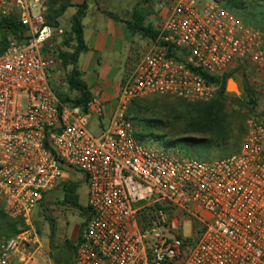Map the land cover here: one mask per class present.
Wrapping results in <instances>:
<instances>
[{"label":"built area","instance_id":"obj_1","mask_svg":"<svg viewBox=\"0 0 264 264\" xmlns=\"http://www.w3.org/2000/svg\"><path fill=\"white\" fill-rule=\"evenodd\" d=\"M159 3L164 22L107 115L101 96L58 94L66 32L45 0H0V202L29 225L1 242L0 264L41 247L31 217L70 170L89 208L71 264H264V116L232 154L205 160L139 141L127 115L148 93L212 100L221 81L208 77L264 68V34L216 0Z\"/></svg>","mask_w":264,"mask_h":264},{"label":"rangeland","instance_id":"obj_2","mask_svg":"<svg viewBox=\"0 0 264 264\" xmlns=\"http://www.w3.org/2000/svg\"><path fill=\"white\" fill-rule=\"evenodd\" d=\"M223 2L225 3V0ZM59 6V2L55 0H45V13L53 15ZM71 10H67L60 17L61 20L58 18L60 25L66 32L61 45L62 52H73L77 45L72 35V18L71 24L67 22ZM2 36L3 32L0 31V38ZM72 68V64L65 66L63 60L61 72L57 74L60 80L56 84V90L63 96L75 99L81 96V92L71 89L67 82V76ZM131 71L132 68L124 75L125 78L123 77V80L120 82V88L113 99L109 101L104 100L107 110L112 111L114 109L122 85L130 76ZM225 80L226 89L223 96L219 91L217 96L212 100L194 101L166 94L148 93L130 102L127 115L133 121L136 132L139 133L151 132L153 134L166 135L173 140L182 137H211L208 133L196 132L195 126L191 125L193 124L192 118L196 114V106L200 103H209L217 98H222L221 100L224 103L228 124V129L225 134L227 138L224 139V142L215 143V147L204 158L212 160L230 155L239 148L247 130L248 119L252 116H264V68H257L252 65L241 66L238 70L231 71L230 74H227ZM230 82H232L233 87L230 86ZM91 88L89 87L90 92ZM90 128L93 132H97L94 121L91 122ZM146 143L154 144L161 148L163 147L159 142L147 141ZM84 180L82 174L76 170H70L66 178V181L76 182L78 189L80 187L78 194L81 201H84ZM60 188L63 189L62 186ZM60 188L56 190L57 192H51L49 194L50 199L47 200L44 206L34 211L30 223L39 235V239L42 240L43 238H48V234L51 235V222L49 217L55 219L58 228V232H56L59 237H62L60 239L55 238L53 245L49 236L50 242L48 245L51 250V258L55 264H70L69 262L67 263L65 256L74 253L73 245L77 239L75 241L71 238L75 235L80 237L87 212L65 201L64 194H61L62 191ZM1 208L0 202V244L6 238L29 227L24 220L15 219L6 215ZM187 219L183 225L184 233L189 237L191 236V238H195L193 232L191 233Z\"/></svg>","mask_w":264,"mask_h":264},{"label":"crops","instance_id":"obj_3","mask_svg":"<svg viewBox=\"0 0 264 264\" xmlns=\"http://www.w3.org/2000/svg\"><path fill=\"white\" fill-rule=\"evenodd\" d=\"M82 4L86 5L82 23L87 49L79 54L78 69L81 78L90 88L93 87L91 95H98L109 101L117 94L124 75L134 67L141 54L153 42L154 36L143 34L140 28H150L152 34L158 33L169 8L161 7L159 0H80L67 8L72 9L68 24H71L72 16ZM110 113L111 110H107V115ZM95 128L96 133H99L100 128L96 125ZM83 184L84 201L79 197V202L87 208L88 188L85 181ZM61 191L64 194V189ZM88 217L89 211L84 224ZM57 232L55 238L60 239L62 236L59 237ZM49 236L50 234L46 239L42 237L41 247L32 255H16L13 264H55L48 245ZM78 238L75 235L71 239L76 241Z\"/></svg>","mask_w":264,"mask_h":264},{"label":"trees","instance_id":"obj_4","mask_svg":"<svg viewBox=\"0 0 264 264\" xmlns=\"http://www.w3.org/2000/svg\"><path fill=\"white\" fill-rule=\"evenodd\" d=\"M55 1L59 2V8L54 11L55 13L53 15L47 13L46 15L50 22L56 25H60L58 18H60L64 14L68 7L72 6V3L70 2V0ZM216 1L225 5L227 8L235 12L238 16L240 15V17L244 20L246 24L252 25L253 27L260 29L264 34V0H225V3L223 2V0ZM78 7V11L72 17V35L77 45L73 52L61 51V56L64 60L65 66H67L68 64L73 65L72 70L67 76V82L71 89L80 91L81 96L75 99H71L69 97L63 96L59 92L58 94L63 99L73 100L75 103L82 104L86 102L92 95L87 83L81 78V73L77 65L79 54L87 49V46L85 45L84 41V29L82 23V18L84 16V10L86 9V5L82 4ZM110 14L114 16V14ZM5 23L7 25L9 22ZM2 26H4V24H0V27ZM140 32H142L143 34H151L153 36L157 34H152L153 31L150 28L146 27L144 29L140 28ZM227 74H230V72L226 73L222 79H219L214 76L208 77L212 81H221V87L219 91L222 96L226 89L225 77ZM221 99L222 98H217L216 100H213L209 103H200L198 106H196V114L192 118L193 124L191 125L195 126V131L200 133H208L211 137H182L173 140L168 138L169 136L166 135L153 134L151 132L139 133L136 132V130L135 136L141 142H159L167 151L173 150L181 155H186L198 159H205L204 157H206L209 154V151L215 147V143L224 142V139L227 138V136L225 135L228 129L227 117L224 109V103ZM62 188L64 189L65 201L74 204L75 206H78L83 210H86V212L89 211L88 207H83L79 202L78 184L76 182L65 181ZM1 210L3 211L2 208ZM49 220L51 222L50 240L51 243L54 245L57 224L54 218L49 217ZM77 241L73 245L74 253L76 250ZM74 253L72 255L65 256L67 263H72Z\"/></svg>","mask_w":264,"mask_h":264},{"label":"bare ground","instance_id":"obj_5","mask_svg":"<svg viewBox=\"0 0 264 264\" xmlns=\"http://www.w3.org/2000/svg\"><path fill=\"white\" fill-rule=\"evenodd\" d=\"M230 86H231V87H233V85H232V84H231Z\"/></svg>","mask_w":264,"mask_h":264},{"label":"water","instance_id":"obj_6","mask_svg":"<svg viewBox=\"0 0 264 264\" xmlns=\"http://www.w3.org/2000/svg\"><path fill=\"white\" fill-rule=\"evenodd\" d=\"M230 84H232V82H230Z\"/></svg>","mask_w":264,"mask_h":264}]
</instances>
